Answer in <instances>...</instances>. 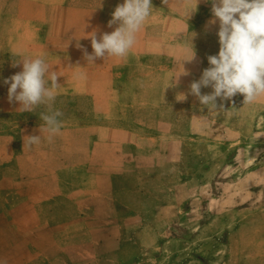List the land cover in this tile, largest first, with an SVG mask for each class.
I'll return each mask as SVG.
<instances>
[{"label":"crops","instance_id":"0c3cea01","mask_svg":"<svg viewBox=\"0 0 264 264\" xmlns=\"http://www.w3.org/2000/svg\"><path fill=\"white\" fill-rule=\"evenodd\" d=\"M121 3L0 0V264L94 261L97 242L105 238L92 230L101 166L126 149L142 154L145 142L157 143L162 152L174 132L175 106L199 102L192 95L179 100L200 78L191 71L199 54L219 51L218 23L209 25L211 3L201 0L187 20L185 9L194 7L195 0H168L167 5L152 0L154 11L126 57L87 63L76 44L92 53L88 36L93 30L98 38L113 31L115 25L109 28L108 22ZM193 32L196 59L185 62L189 74L168 87L183 72ZM36 57H43L60 76L61 87L51 109L41 105L21 112L18 103L8 101L3 81L22 70L12 64ZM81 72L84 76L78 77ZM50 110L63 112L61 131L51 140L40 119ZM39 134L41 143L29 147L27 136ZM262 234L241 255L242 263L231 264H264V230Z\"/></svg>","mask_w":264,"mask_h":264},{"label":"rangeland","instance_id":"374dc122","mask_svg":"<svg viewBox=\"0 0 264 264\" xmlns=\"http://www.w3.org/2000/svg\"><path fill=\"white\" fill-rule=\"evenodd\" d=\"M209 55L200 53L191 71L201 76ZM233 100L212 112L176 105L162 152L145 142L142 154L126 149L101 166L92 230L105 238L96 259L80 264L242 263L264 230V96ZM196 110L207 116L192 118Z\"/></svg>","mask_w":264,"mask_h":264},{"label":"clouds","instance_id":"9594fccd","mask_svg":"<svg viewBox=\"0 0 264 264\" xmlns=\"http://www.w3.org/2000/svg\"><path fill=\"white\" fill-rule=\"evenodd\" d=\"M161 2L167 5L168 0ZM200 2L201 0H195L194 7L185 9L187 20L192 18ZM204 2L211 3L213 19L209 21V25L218 23L216 35L219 51L218 54L207 57L209 67L203 70L198 80L191 82L187 93H181L183 99L179 101H184L188 95H192L209 112L225 108L224 101H232L235 106L233 98L238 94L243 96V104H253L264 96V0ZM185 3L191 4L192 0H185ZM153 11L152 0H123V3L115 7L112 19L108 22L109 28L115 25L114 30L100 34L99 38L97 31L93 30L88 36L92 53H88L79 43L76 47L83 51L87 63L95 64L97 59L104 60L109 56L124 58L135 45L137 34ZM193 33L191 54L182 60L183 72L168 87L178 85L180 77L189 74L184 68V63L196 59L192 43L196 33ZM18 65H22V70L3 81L8 85V101L18 103L21 112H33L41 105L51 109L56 92L61 87L58 82L60 76L50 69L43 57L23 58L12 64L13 67ZM77 76L82 77L84 73H77ZM209 87L212 91L202 94L201 89ZM218 99L221 101L219 104ZM62 116L63 112L59 110L40 114L49 140L61 131L62 121L59 117ZM39 143L40 134L27 136L29 147Z\"/></svg>","mask_w":264,"mask_h":264}]
</instances>
